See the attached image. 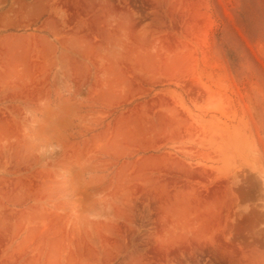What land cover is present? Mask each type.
Returning <instances> with one entry per match:
<instances>
[{
	"label": "rangeland",
	"instance_id": "obj_1",
	"mask_svg": "<svg viewBox=\"0 0 264 264\" xmlns=\"http://www.w3.org/2000/svg\"><path fill=\"white\" fill-rule=\"evenodd\" d=\"M258 262L264 0H0V264Z\"/></svg>",
	"mask_w": 264,
	"mask_h": 264
},
{
	"label": "bare ground",
	"instance_id": "obj_2",
	"mask_svg": "<svg viewBox=\"0 0 264 264\" xmlns=\"http://www.w3.org/2000/svg\"><path fill=\"white\" fill-rule=\"evenodd\" d=\"M252 215H253V213H252ZM252 217H253V216H252ZM248 218H251V216H249ZM253 218H256V215H255V214H254V217H253ZM251 219H252V218H251ZM246 220L248 221V219H246ZM254 220H255V219H252V221H254ZM247 223H248V222H247ZM251 223H254V224H255V222H251V221H249L248 224H251ZM254 224L249 225V226L251 227V226H253ZM246 225H247V224H246ZM244 226H245V225H244ZM244 226L242 225L241 228H242V229H245V228H243ZM247 226H248V225H247ZM249 226H248V227H249ZM250 227H249V228H250ZM239 228H240V227H239ZM246 228H247V227H246ZM246 230H247V229H246ZM259 259H260V257H259ZM251 261H252V260H251ZM257 261H258V259H257ZM257 261H256V262H257ZM254 262H255V261H254ZM259 262H260V261H259ZM259 262H258V264H259ZM249 263H250V262H249ZM253 264H254V263H253Z\"/></svg>",
	"mask_w": 264,
	"mask_h": 264
},
{
	"label": "flooded vegetation",
	"instance_id": "obj_3",
	"mask_svg": "<svg viewBox=\"0 0 264 264\" xmlns=\"http://www.w3.org/2000/svg\"><path fill=\"white\" fill-rule=\"evenodd\" d=\"M204 264H207V263H204Z\"/></svg>",
	"mask_w": 264,
	"mask_h": 264
}]
</instances>
